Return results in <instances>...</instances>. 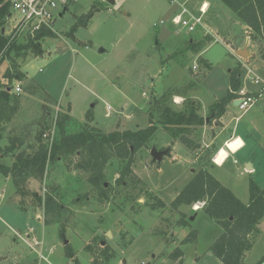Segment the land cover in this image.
Returning <instances> with one entry per match:
<instances>
[{"label":"rangeland","instance_id":"obj_1","mask_svg":"<svg viewBox=\"0 0 264 264\" xmlns=\"http://www.w3.org/2000/svg\"><path fill=\"white\" fill-rule=\"evenodd\" d=\"M176 1L198 16L201 4H209L203 23L213 37L202 50L189 49L191 42L206 37L202 29L176 34L167 24L154 27L177 10L171 0H122L114 6L106 0H69L63 17L54 13L56 38L41 40L44 54L36 57L30 51L26 59L17 58L18 70L26 79L11 83L10 93L17 101L12 104L10 122L2 129L6 136L1 146L17 139L22 151L34 154L38 136L50 134L54 123V140L60 136L59 122L66 115V134L86 130L106 135L146 129L152 103L167 92L172 95L174 109H182L175 96L182 95L199 102V113L208 117L209 107L227 95L230 71L239 64L242 89L257 91L258 86L247 77L246 66L264 80V60L259 53L261 44L249 39L246 25L220 0ZM13 14L14 19L19 18ZM10 23L9 17L3 27L6 36ZM27 41L24 37L20 43ZM243 49L250 57L236 54ZM10 67L11 61L4 58L0 77ZM17 85L21 87L19 93L14 91ZM222 121L227 126L215 128V135L211 127L193 130L190 138L199 147L194 153L160 128L155 138L136 153L132 165L133 175L145 185L132 183L131 178L129 185L118 184L122 162L112 156L104 170L106 187L110 188L107 196L99 195L88 181L89 172L79 168L82 152L50 161L43 179L30 181L28 187L44 199L53 195L65 206L60 220L50 225L43 221V207L27 212L18 206L21 197L13 179L0 172V194L4 196L0 199V264H179L172 258L178 248L183 251L182 264H223L211 251L223 228L202 208L195 212L187 206L179 211L171 208L202 169L245 204L250 201L251 181L264 189V95L247 111L230 104ZM47 124L50 129H46ZM236 135L243 136L246 146L224 161L228 154L220 148H226L225 142ZM43 141L47 143L48 139L43 136ZM241 143L230 142L228 148L234 151ZM153 148L170 149V154L156 164ZM214 157L217 164L224 163L213 164ZM1 162L12 165L9 157ZM144 191L158 197L166 208L154 209ZM27 202L33 206L30 197ZM182 214L186 226L178 224ZM62 228L66 229L64 237L60 235ZM259 229L247 254L248 263H258L264 255V219ZM192 231H196L197 239L183 243ZM33 238L44 243L48 262L38 259L39 248ZM67 246L74 257L67 256Z\"/></svg>","mask_w":264,"mask_h":264},{"label":"trees","instance_id":"obj_2","mask_svg":"<svg viewBox=\"0 0 264 264\" xmlns=\"http://www.w3.org/2000/svg\"><path fill=\"white\" fill-rule=\"evenodd\" d=\"M220 1L246 25L249 39L261 44L259 53L264 60V0ZM68 6L65 8L66 10ZM11 9V2L0 0V62L4 58L11 61L10 69L5 72L3 77H0V143L3 139L2 127L10 122L13 113L12 104L17 101V98L12 96L9 91V89L13 90L11 83L14 80L22 82L26 79L25 73L18 70L17 58L26 59L30 51L36 57L42 56L44 50L41 47V40L56 38L55 32L44 30L37 32L35 37L29 38L26 44L20 43V40L10 42V39L5 34L3 35L2 29L11 15ZM88 16L89 14L84 18L83 24L85 25L88 24ZM74 30L75 28L72 29V32ZM210 37L206 36L201 41L191 42L189 49L202 50L211 40ZM230 73L228 93L210 107L208 117L201 116L199 114L200 104L188 98L184 99L181 110L174 109L171 106L172 95L168 92L152 103L148 112L150 125L146 129L117 131L106 135L93 134L86 130L77 134H66L65 123L68 119L66 115L59 122V131L62 132L54 140L52 149L43 141V136L46 133L38 136V147L34 154L21 151L22 145L17 139H12L5 148L0 146V172L13 179L17 196L21 197L18 206L22 210L28 211L31 210L29 208L43 207L45 225L59 221L65 206L53 195H48L44 199L36 192L31 193L28 187L30 181L43 179L48 163L52 160L58 161L63 156L82 152L79 168L89 172L88 181L101 196H107L110 193V188L106 187L104 170L112 156H116L122 162L119 165L121 172L120 178L117 180L118 184L129 185L128 178H131L132 183L145 185L143 181L137 180L132 172L136 153L155 138L160 128L165 130L174 141L182 143L194 153L199 147L190 138L193 130L207 125L206 119L208 118L209 125L215 120L219 121L225 114L227 106L234 100L235 92L242 88L241 65H237ZM5 80L9 83L4 84ZM46 129H50L48 124ZM2 157H10L12 165L2 164ZM144 192L153 201L151 205L154 209L164 210L166 208V204L158 197L149 191ZM28 197L33 200V206L27 202ZM199 203H204L203 211L223 228L222 234L211 247L213 254L223 264H244V258L253 249L254 239L260 233L259 225L264 219V189L259 188L251 181L250 201L245 204L207 170L202 169L178 194L172 202L171 208L179 211L183 206L193 207ZM184 215L182 214L183 217L178 222L181 226L187 225ZM65 230L64 228L60 229L61 237H64L63 231ZM196 239L197 233L192 231L183 243H193ZM66 254L69 258L74 257L73 251L68 246ZM182 257L183 251L180 248L172 254V258L179 260V264L183 263ZM256 264H264V255Z\"/></svg>","mask_w":264,"mask_h":264},{"label":"built area","instance_id":"obj_3","mask_svg":"<svg viewBox=\"0 0 264 264\" xmlns=\"http://www.w3.org/2000/svg\"><path fill=\"white\" fill-rule=\"evenodd\" d=\"M122 0H116V2H121ZM12 3V14L10 15V27L8 28V38L10 42L14 40H21L22 38H33L35 34L40 31L50 30L54 31L55 19L54 13H61L68 6L69 0H9ZM171 5L177 7V10L173 12L168 20L162 19L159 23H155L154 27L159 28L167 24L168 27H172L173 31L177 33H182L187 31L188 33H194L197 29H202L206 31V36H211L207 27L203 23V16L207 13L209 9V4L203 2L199 8L200 15L194 14L190 11L185 4H180L176 0H171ZM13 13H17L19 18H13ZM247 77L252 80L254 85L258 86V90L255 92H247L244 89H240L235 92V98L232 101H239V105L235 106L240 111H247L257 102V99L264 95V80H262L255 71H253L249 66ZM16 93L21 91V87L17 85L14 89ZM112 109L108 106L107 111L110 112ZM57 118V114L55 119ZM57 120V119H56ZM55 123L53 129H50V134H45L44 138H47V144L50 149H52L55 137ZM51 128V127H50ZM210 147V146H209ZM216 163V161L214 160ZM4 196L0 194V199ZM30 234L28 238L31 239ZM33 243L39 248L37 251L34 246L29 244V247L33 248L34 252L37 251L38 259L40 261L48 262L47 257L44 255V243L33 238Z\"/></svg>","mask_w":264,"mask_h":264},{"label":"crops","instance_id":"obj_4","mask_svg":"<svg viewBox=\"0 0 264 264\" xmlns=\"http://www.w3.org/2000/svg\"><path fill=\"white\" fill-rule=\"evenodd\" d=\"M172 15V14H171ZM170 29H172V27H169ZM173 30V29H172ZM238 51H240V50H238ZM237 51V52H238ZM237 52H236V54H237ZM249 57H250V55H248ZM207 63H209L208 61H207ZM28 77V76H27ZM177 98H176V104L177 105H181V104H183V102H184V99L186 98V97H184V96H182V95H175ZM219 101V100H218ZM199 103V102H198ZM231 104H233V103H231ZM230 105V104H229ZM229 105L227 106V108H226V112H225V114L219 119V121L218 120H215V121H213V125L212 126H210L209 124H207V125H205L204 126V128H206V127H211L212 129H213V134L215 135V128H219V127H223V129H225L226 128V126H227V124L226 125H224L223 124V117L226 115V113H227V110H228V107H229ZM234 105V104H233ZM201 106V105H200ZM211 107V106H210ZM210 107H209V112H210ZM200 114V113H199ZM48 115L50 116V113H48ZM201 115V114H200ZM201 116H203V115H201ZM203 117H205V116H203ZM219 123V126H216V123ZM3 127H5V125H3ZM2 127V128H3ZM4 129V128H3ZM230 133H234V130H230L229 131ZM1 133H2V135H3V130L1 131ZM4 136H6V134H4L3 135V137ZM238 140H240L242 143H241V145H239L238 147H237V149L236 150H231V149H229L227 146H228V144L230 143V142H233V141H238ZM175 142H178V141H175ZM205 144H206V147H209L210 146V143H207V142H205ZM225 147L226 148H220V149H225L226 151H227V154H228V156L224 159V161L230 156V154H236L237 152H239L242 148H245V146H246V142H245V140H244V138H243V136H241V135H236L235 137H232V138H230L229 140H227L226 142H225ZM0 146H1V143H0ZM8 145H5V146H1L2 148H5V147H7ZM219 149V150H220ZM218 150V151H219ZM21 151H22V149H21ZM218 153V152H217ZM216 156H217V154H216ZM215 156V157H216ZM215 157L213 158V160H212V162H213V164H215V165H218V166H221L220 164H217V163H215L214 162V160H215ZM10 158V157H9ZM4 159V157H2V160ZM11 159V158H10ZM60 160V159H59ZM11 166V165H10ZM248 170V169H247ZM251 170H252V168H251ZM203 206L204 205H195V206H193L192 208L193 209H191V207H190V209L193 211V212H195L197 209H201V208H203ZM29 211H33V210H28L27 212H29ZM34 212V211H33ZM37 215V214H36ZM37 217H38V221H41L40 220V216L39 215H37ZM29 236V235H28ZM248 254V253H247ZM247 254H246V256H245V258H244V264H256L255 262L253 263V262H250V263H248L247 261H246V258H247Z\"/></svg>","mask_w":264,"mask_h":264},{"label":"water","instance_id":"obj_5","mask_svg":"<svg viewBox=\"0 0 264 264\" xmlns=\"http://www.w3.org/2000/svg\"><path fill=\"white\" fill-rule=\"evenodd\" d=\"M106 2L110 6L116 5V0H106ZM65 12H66V9H64V11L61 13L60 17H63L64 14H65ZM5 30H6L5 28L2 29L3 35L5 34ZM100 52L103 53L104 50L101 49ZM237 55H239L241 57H246V55H249V53L246 51V49H243V50L238 51L237 52ZM9 91H11V89H9ZM239 103H240L239 101L233 102L234 106L239 105ZM206 123L207 124L209 123V118L206 119ZM216 126H219V123L218 122L216 123ZM212 149L215 150L216 149V145H213L212 146ZM169 154H170L169 149L161 150L160 151V150H157L156 148H153L152 151H151V155H152V158H153V162L156 163V164H159L164 159V157H166ZM247 169H248V171H251V167H248ZM102 245L104 246L105 243H103Z\"/></svg>","mask_w":264,"mask_h":264},{"label":"bare ground","instance_id":"obj_6","mask_svg":"<svg viewBox=\"0 0 264 264\" xmlns=\"http://www.w3.org/2000/svg\"><path fill=\"white\" fill-rule=\"evenodd\" d=\"M228 147V146H227ZM216 161V160H215Z\"/></svg>","mask_w":264,"mask_h":264}]
</instances>
